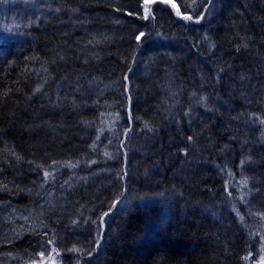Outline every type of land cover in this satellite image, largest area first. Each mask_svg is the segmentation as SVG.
<instances>
[{
  "label": "trees",
  "instance_id": "obj_1",
  "mask_svg": "<svg viewBox=\"0 0 264 264\" xmlns=\"http://www.w3.org/2000/svg\"><path fill=\"white\" fill-rule=\"evenodd\" d=\"M145 1L49 0L0 44V264H249L220 206L244 180L264 216V0H224L212 22L214 0L147 19Z\"/></svg>",
  "mask_w": 264,
  "mask_h": 264
},
{
  "label": "rangeland",
  "instance_id": "obj_2",
  "mask_svg": "<svg viewBox=\"0 0 264 264\" xmlns=\"http://www.w3.org/2000/svg\"><path fill=\"white\" fill-rule=\"evenodd\" d=\"M154 1H160L168 3V5H172L174 10L177 11V15L180 18L184 17L183 14H178L180 9L178 4L175 2H169L168 0H147L144 2L142 8V14L145 19L149 16L148 10ZM223 2L224 0H214L213 4L209 5V8L206 9L208 11L205 10L207 12H205L206 14L204 16L206 18V22L214 21V19L218 16V9ZM53 11V3L49 2V0H0V44L18 41L23 38L24 36L22 35V31L33 23L31 20L43 18L45 15H50ZM201 18H203V16H201L199 20H201ZM34 23H36V21ZM184 41H180V46L176 47V52L180 51L184 56L183 58L187 56L186 54L189 51V47L183 43ZM174 43V41L164 39L161 42H157L156 46L159 47H155L154 50L149 49L151 51L159 52V56H165L164 51L175 49ZM148 52L150 51L147 49L146 53ZM167 115L169 117L175 116V118L178 117L179 119H181V117L183 119L187 118V122H191V120L189 121L190 111H188L186 107L181 108L174 106L168 110ZM167 115L165 114V116ZM176 120L178 119L176 118ZM114 135L115 134L113 133L112 136ZM114 143L118 142L115 141ZM117 146L118 148L121 147L119 143ZM239 174L242 178L243 174ZM243 178L239 180H243ZM225 185L226 189L224 196L226 199L222 202L220 209L222 212L225 211L233 216L235 215L238 222L247 229L251 242L253 243V251L250 253V257L248 256L247 258L248 263L264 264V216L258 210L246 209V206L249 204V200L251 199L249 195L251 190L250 185L244 180L237 182L233 179H229ZM25 221V227L27 229L36 227L35 222H33L30 218L26 217ZM253 259L256 260L255 263L252 261ZM32 264H61V261L58 260V257H55L53 252H51L47 255H40L39 261Z\"/></svg>",
  "mask_w": 264,
  "mask_h": 264
},
{
  "label": "snow or ice",
  "instance_id": "obj_3",
  "mask_svg": "<svg viewBox=\"0 0 264 264\" xmlns=\"http://www.w3.org/2000/svg\"><path fill=\"white\" fill-rule=\"evenodd\" d=\"M185 19H191V17H185ZM143 35V34H142ZM139 39V37H138ZM47 175V174H46ZM105 215H107V213H105Z\"/></svg>",
  "mask_w": 264,
  "mask_h": 264
},
{
  "label": "bare ground",
  "instance_id": "obj_4",
  "mask_svg": "<svg viewBox=\"0 0 264 264\" xmlns=\"http://www.w3.org/2000/svg\"><path fill=\"white\" fill-rule=\"evenodd\" d=\"M103 109V108H102ZM104 111H107L106 109H103Z\"/></svg>",
  "mask_w": 264,
  "mask_h": 264
}]
</instances>
